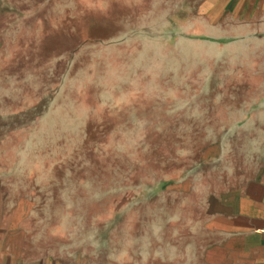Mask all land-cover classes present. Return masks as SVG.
I'll return each instance as SVG.
<instances>
[{
  "label": "rangeland",
  "instance_id": "rangeland-1",
  "mask_svg": "<svg viewBox=\"0 0 264 264\" xmlns=\"http://www.w3.org/2000/svg\"><path fill=\"white\" fill-rule=\"evenodd\" d=\"M263 168L264 0H0L1 255L223 264Z\"/></svg>",
  "mask_w": 264,
  "mask_h": 264
},
{
  "label": "crops",
  "instance_id": "crops-1",
  "mask_svg": "<svg viewBox=\"0 0 264 264\" xmlns=\"http://www.w3.org/2000/svg\"><path fill=\"white\" fill-rule=\"evenodd\" d=\"M241 194L242 207L225 215L227 241L219 252L223 264H264V168ZM14 255L0 254V264H16ZM18 264V263H17Z\"/></svg>",
  "mask_w": 264,
  "mask_h": 264
}]
</instances>
